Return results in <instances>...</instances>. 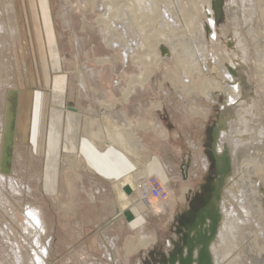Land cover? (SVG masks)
<instances>
[{
	"label": "rangeland",
	"instance_id": "obj_1",
	"mask_svg": "<svg viewBox=\"0 0 264 264\" xmlns=\"http://www.w3.org/2000/svg\"><path fill=\"white\" fill-rule=\"evenodd\" d=\"M13 1L19 13L24 43L28 48L29 56L26 55L28 58L25 56V59L29 79L32 77L31 82L34 81V84L29 83L30 91L26 99L19 97L17 93L10 94L7 91L12 90L7 84V91L3 89L2 81L9 77L12 84L19 85L21 76L15 69L19 63L15 61L7 64L6 59L0 63V159L5 166L3 172L10 173L12 181H17L18 186L27 189H22L25 192L23 195L12 196L17 207H0L1 261L16 264L11 259V250L9 254L2 251L1 245H5L10 249L21 247L22 264H36L34 257L39 255L40 250L34 242L35 232L30 236L22 229L20 223H25L24 217L16 214L12 218L16 210H23L19 204L28 202L41 210L45 221L41 243L48 249V264H138V261L143 264H161L162 256L168 258L173 251L171 249L168 254V241L176 246L178 241H175L174 236L181 235L184 230L183 225L180 232L176 231L177 225L180 226L179 220L187 214L185 217H189V223L195 214L190 212L192 204L200 196H210V189L206 191L204 188L214 177L210 150L212 130L221 121H224L225 128L230 127V119L224 116L226 96L221 94L215 101L207 98L196 87L200 81L186 82L182 78L173 57L159 64L149 57L150 51H162L156 39L149 41L144 38L139 44L131 36L123 41L124 31L114 25L113 28L119 34L116 40L132 47L135 56H146L147 70L143 75L154 72L145 87L136 86L137 92L127 100L125 92L137 71L121 68L122 59L118 48L109 49L99 39V34L97 39L89 37L88 43L79 49L76 45V33L85 37L89 32L98 30V20L103 16V10L98 6L106 0H25L27 9L23 0ZM252 1L256 5L252 6L251 14L257 21L252 19L254 25L249 21V27H254L251 35L255 40L258 39L254 42L253 36H248L253 50L250 59L253 71L249 86L252 87L251 96H256L260 102L258 112L261 117L264 116V93L260 91L264 89H259V86L264 87V0ZM190 2L199 7V20L204 10L201 0H168V6L174 7L170 13L175 17L172 25L169 20L166 24L159 21L152 27L153 30L151 26H147V30L149 28L150 33L155 35H165L170 33L171 28L175 30L177 38H180L184 35V28H187L183 26L187 22L181 13L184 5L189 6ZM9 3L11 0H0V9L6 8ZM164 5L165 3H160L162 7L158 6L160 13L165 12ZM66 7L72 10L73 15L72 24L69 25L65 23L63 16ZM213 11L215 12L214 9ZM255 11L257 14L253 13ZM222 13L224 16L225 8ZM33 18L37 23L33 22ZM158 19L156 18L157 21ZM175 19L182 20L183 23ZM224 27L222 25L224 31L221 29L222 35L217 48L222 53L223 48L231 52L235 47L230 39L232 32L229 33ZM178 42L183 44L180 40ZM209 52L211 54L212 49ZM229 52L226 59L230 58ZM254 55H262L261 60L258 58L255 62L252 58ZM106 58L111 59L107 66L97 64L98 60ZM85 62L86 71L88 67L94 71L93 80L89 74H85ZM227 64L232 66L230 62ZM212 67L210 78H217L219 70L214 65ZM112 69H115L114 73ZM81 71L85 74L83 84L75 82ZM116 82L119 88L114 87ZM55 92L66 97L62 110L53 106ZM78 97L81 98L80 102ZM206 101L213 104L209 111L205 106ZM80 103L91 108V118L95 122L114 113L124 117L126 132L131 130L143 145L140 156L130 159L125 144L120 143L119 139H111L105 126L93 128L88 133L89 136H82L81 124L72 125L66 117L67 111L75 112ZM245 123L243 112V117L231 128L236 131L243 125L244 130ZM157 124L165 129L163 134L155 127ZM107 127L110 128L108 122ZM231 131L232 129L230 138L234 141L238 136H232ZM91 139L95 143L92 147L89 143ZM231 143L237 152L242 147L240 153L243 160L249 158L245 156L248 154L245 147L248 146H241V142ZM81 147L85 149L84 154ZM87 152L90 159L85 156ZM78 154L81 155L79 165H67L62 171L61 163L66 156ZM101 156L108 164L101 160ZM185 166L186 175L181 172V168ZM144 169L158 171V175L152 173L147 180L144 178V183L147 181L150 189L148 192L143 191L142 195V187L137 185L135 174L144 172ZM124 177L125 180L122 179ZM249 178L254 182V176ZM256 178L264 185L263 178ZM12 181L10 184L7 178L6 186L2 188L11 195ZM120 182L127 183L124 189ZM115 184L122 187L124 196L133 204L125 208L123 213L120 203L116 202L118 197ZM168 185L170 194L165 189ZM153 188L165 193L161 201L169 200L164 213L156 214L152 211L155 204H163L154 201L156 199L151 195ZM236 189L241 193L244 191L241 180H238ZM138 196L141 197L140 200ZM261 207L263 208L258 211L261 221L256 224L252 241H256L255 251L264 258V203ZM134 208L138 210V214ZM15 217L19 218L20 223L14 220ZM144 233L157 239L147 250L141 248L139 243Z\"/></svg>",
	"mask_w": 264,
	"mask_h": 264
},
{
	"label": "bare ground",
	"instance_id": "obj_2",
	"mask_svg": "<svg viewBox=\"0 0 264 264\" xmlns=\"http://www.w3.org/2000/svg\"><path fill=\"white\" fill-rule=\"evenodd\" d=\"M212 1L214 2V0H201L203 3L201 5L203 6L204 10L199 20V7L191 2V5L189 6L184 5L181 14L184 20L187 22V25L183 24V26L187 28H184L182 32L184 35L180 38H177L175 30L171 28L169 29L170 33L165 35H161L160 33L155 35L150 33L149 28L147 30V26H151L150 28H152L159 21L166 24L169 23L167 22V20H169V24L172 25L171 22L174 21L175 17L170 15V13L173 12L174 7L168 6V0L167 2L166 0H106L105 3L101 2V5L98 6L99 9L103 10V12H101L103 13V16H101L102 18L98 20V30L96 32H89L85 37L79 36L76 33V45L79 49V47H83L88 43L89 37L93 36L97 39V34H99V39L105 42L109 49L118 48V51L121 54L120 57L122 59L121 68L124 69V67H126L135 69L137 71L133 81L131 80L132 82L129 85V88L127 87L128 90L125 92V99L127 100L132 94L137 92L135 90L136 86L139 88L145 87L146 82L151 80L154 72L150 71L148 74H146V76L143 75L145 70H147L146 56H135L132 47L124 42L121 43L119 40H116L119 34L113 28L114 25L121 27L122 31H124L122 33L123 41H127L131 36L134 38V41L139 44L144 38L149 41H151V39H156L158 46H161L160 49L162 51L158 52V49H156L155 52L150 51L149 57L153 58L157 64L160 62L164 63L166 59L173 57L172 59H174L182 78H184L186 82L190 80L200 81L198 84L199 86L196 87H198V89L201 90V93L206 95L207 98H211L212 101H215L218 100L221 94L226 96L225 98L227 105L224 106V116L225 118L230 119V127H224V129L220 131L216 151L219 154H221L225 149L228 151L231 159L232 172L226 180L219 204L221 222L216 238L211 244L210 248L213 256V263L264 264V258L260 257L255 251L256 241H252V239H254L252 235L255 234L256 224L258 221H261L258 218V211L263 208L261 206L264 203V185H262V183L256 178L260 177L264 179V168L262 167L264 166V116L260 117L258 112V109L260 108V102L256 96H251L250 92L252 87L249 86L253 71L250 65V59L253 50L248 41V36L252 34V29L254 28L249 27V21H251L252 24L257 21L252 18L251 14L252 6L256 5V3H254L252 0H236V4L235 0H227L226 3H229L225 4V15L223 16L221 11L220 13L218 12V14L213 11ZM23 2L25 3L24 6L27 9L26 1L23 0ZM160 3H162V5L165 3L163 8L166 13L159 12L158 6H160ZM254 7L256 8V6ZM253 13H256V11ZM163 15L164 17L162 18ZM63 16L65 23L68 25L70 23L72 24V10H69V8L67 9L66 7ZM156 18H159L160 20L158 19L157 21ZM252 19L255 21L253 22ZM177 21L183 23L182 20ZM33 22L37 23V20L33 18ZM20 24L21 23L19 21V13L16 3L15 1L11 0V3H9L6 8L0 9V63H2L4 59H6L7 64H11L12 62L15 63V61L18 62L19 65L15 69L19 71L21 80L18 85V83L12 84L11 78H4L2 81V88L6 90L5 84H7V86L10 87L9 89L12 90V92L6 90L7 92L10 94L17 93L19 97L26 99L28 98V91H30L28 90V85L29 83L34 84V81L31 82L32 77L29 79L30 73L25 59V56H29V54L27 45L24 43L25 40L23 39ZM222 25H225L224 28L229 33L232 32L230 39L232 40L231 43L233 47L235 46L232 49L229 48V50H232L231 52L227 51L228 49L226 50V48H223V53H226L225 55L217 49L219 48L218 46L220 44L222 35L221 32L222 30L224 31V29H222ZM113 29L115 31H113ZM153 29L154 28H152V30ZM154 31H156V29ZM254 32H256V30H254ZM207 34H211V36H207ZM223 38L226 40V37L223 36ZM178 40L182 41L183 44H180ZM256 40L254 38V42ZM254 42L252 39V43ZM256 44H254V46ZM214 45H216V48ZM209 47L212 49L211 54L209 52ZM258 47L254 48L257 49ZM228 52L230 53V55H228L230 58L226 59ZM261 56L258 57V55H254L252 58L255 62H257L256 60ZM110 61L111 59L109 58L100 59L97 61V64L105 67ZM151 62L153 61L151 60ZM228 62H230L232 66H228ZM131 63H134V65L132 66ZM118 64L119 63H117L116 66H118ZM83 65V68H85L87 63L85 62ZM212 65L217 67L219 70L218 77L213 79L210 78V75L213 72ZM114 70L115 69H112V73H114ZM233 72H236L235 75ZM22 73H24L25 76L24 74L22 75ZM85 74H89L90 79L93 80L94 71L92 69L88 67L86 71L85 68ZM85 74L83 71L79 72L75 78V82L83 84L85 81ZM117 83L118 82H116L117 86L114 84V87L119 88V84ZM194 86L195 85H193V90L195 88ZM259 87V89H264V87ZM260 91L264 93L263 90ZM54 95L55 101L53 106H58V108L62 110L63 106H65L64 102L66 101V97L64 94L59 92H55ZM77 100L80 102L81 98L78 97ZM79 105L80 106L75 109V112H68L66 107H64V109L67 111L66 117L69 119L72 125L79 126L78 124H81L80 127L82 136L88 135V133L92 132L93 128L98 129L101 126H105L108 130L107 134L111 137V139H119L120 143L125 144L127 149L126 153H128L127 155L130 159H132L131 157L138 158L140 156L141 152L143 151V145L131 130L126 132L127 129L124 124V117L120 116V114L114 113L109 116H104V118L101 119L102 122L101 120L95 122L94 119L91 118V116H93V114H91V108H86L81 103ZM212 105V102L210 103L209 101H206L205 106L208 111L209 108H212ZM243 112H245L246 126H244L243 130V125H241V128L235 131L233 130L234 128H231V126H236L237 120L240 117H243ZM107 122L110 124V128L112 130L107 127ZM151 125L154 124L152 123ZM155 127L159 129L161 134L165 132V129L160 125L157 124ZM231 129V135L238 136V138L234 141L230 138ZM230 141L233 142V144L235 142H241V146H248L245 147L247 148L248 153L245 154V156H248L250 159L246 158L243 160V156L240 153L242 147L238 150L239 152H237ZM85 143L86 141H84V144ZM89 143L91 144V147L95 144L92 139ZM81 151H85L84 147H81ZM79 154L77 156H66V158L61 163V170L67 165H79L81 157ZM86 155L87 159H90L88 152L85 154V156ZM101 160L108 164L106 159H104L102 156ZM4 169L5 166L0 159V207L5 209L17 207V203H15V200L12 198V196L23 195L25 193L23 190L27 189L22 186H18L17 181H12L13 176L10 173L3 172ZM24 169H27V167ZM181 169V172L186 175V166L182 167ZM188 171L193 174L191 170L188 169ZM157 173L158 171L151 172L148 169H144V172H137L135 174L136 182L138 183L136 184L142 187L140 189L142 195L143 191L148 192L150 189L147 181L144 183L145 179L147 180L151 174L158 175ZM247 175L254 176V182H252L251 178H249V176L247 177ZM7 178L10 180V184L12 181V195L2 190V188L6 186ZM41 178H43V176ZM122 179L125 180V177ZM238 180H241L244 186V191L242 193L236 189ZM121 186L123 185L121 184ZM121 186L119 184H115L114 189L118 197L116 202L120 203V207L122 208L121 213H123L125 208L133 204L131 203L130 199L124 196L125 194ZM165 189L168 190V193L170 194V186H166ZM138 197L140 200L141 197ZM154 201L156 203H163L162 205L155 204L153 206L152 211L154 213L157 214L166 212L168 204L167 202L169 200ZM7 205L9 206L7 207ZM19 205L23 210H16V213L12 215V218L16 214L25 218V223H20L19 218L17 217H15L14 220L20 223V226L22 229H24L27 235L32 236L33 231L35 232L34 242L40 250L39 255H35L34 257L36 264H48L49 252L48 249L41 243L42 231L45 232V221L42 212L39 208H34L28 202H22ZM134 209L138 214V210L136 208ZM174 238L175 241H178V235H175ZM156 240V237H151L144 233L139 240L140 247L147 250L151 247V245H153V243L155 244ZM173 244L169 243L168 241V254L171 249L174 250L175 244ZM5 247L8 246L1 245L2 251L8 252L9 254L11 250L10 256L12 261H16V264H22L23 255L20 252L21 247H17L16 249H10V247L5 249ZM5 255L6 254H3V256ZM138 262V264H143L142 261ZM0 264H5L3 261H1V256Z\"/></svg>",
	"mask_w": 264,
	"mask_h": 264
},
{
	"label": "water",
	"instance_id": "obj_3",
	"mask_svg": "<svg viewBox=\"0 0 264 264\" xmlns=\"http://www.w3.org/2000/svg\"><path fill=\"white\" fill-rule=\"evenodd\" d=\"M226 1L214 0L213 9L216 14L220 11L223 12ZM223 127H225V123L221 121L212 130L210 150L214 177L205 186V188L207 187L206 191L210 189V196L202 198L204 204L196 212H193L195 213L193 219L184 225V230L181 231V235H178L175 249L168 258L162 256L161 264H214L210 248L221 222L219 204L222 191L232 172L228 151L225 149L221 154L216 151L219 133L224 129Z\"/></svg>",
	"mask_w": 264,
	"mask_h": 264
},
{
	"label": "flooded vegetation",
	"instance_id": "obj_4",
	"mask_svg": "<svg viewBox=\"0 0 264 264\" xmlns=\"http://www.w3.org/2000/svg\"><path fill=\"white\" fill-rule=\"evenodd\" d=\"M204 189H206V188H204ZM205 195H206V193H205ZM202 198H204V197L200 196V199L199 200H196L195 203L192 204L191 210H190L191 213L192 212H196L199 209V207H201L204 204V201H203ZM187 213H188V211H187ZM186 215L187 214H185L184 216H182V218L179 220V222H180L179 225L180 226L177 225V229H176L177 232H180L181 231L180 230L181 229V226L185 225L188 222L189 217L188 218L185 217Z\"/></svg>",
	"mask_w": 264,
	"mask_h": 264
},
{
	"label": "built area",
	"instance_id": "obj_5",
	"mask_svg": "<svg viewBox=\"0 0 264 264\" xmlns=\"http://www.w3.org/2000/svg\"><path fill=\"white\" fill-rule=\"evenodd\" d=\"M151 195L154 199L161 201L163 200L162 198L165 195V193H163V190L153 188Z\"/></svg>",
	"mask_w": 264,
	"mask_h": 264
},
{
	"label": "crops",
	"instance_id": "obj_6",
	"mask_svg": "<svg viewBox=\"0 0 264 264\" xmlns=\"http://www.w3.org/2000/svg\"><path fill=\"white\" fill-rule=\"evenodd\" d=\"M108 174H110V173H108ZM121 184L123 185V189H124V187L126 186L127 183L121 182Z\"/></svg>",
	"mask_w": 264,
	"mask_h": 264
}]
</instances>
